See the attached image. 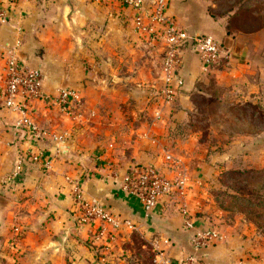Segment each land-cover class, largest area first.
<instances>
[{
    "label": "crops",
    "instance_id": "crops-1",
    "mask_svg": "<svg viewBox=\"0 0 264 264\" xmlns=\"http://www.w3.org/2000/svg\"><path fill=\"white\" fill-rule=\"evenodd\" d=\"M207 4L167 0V14L189 36L205 34L223 44L226 57L217 68L205 69L193 47L184 48L177 71L183 89L172 102L163 103L157 95L162 46L142 42L123 6L110 0H0V9L7 13V20L0 22V72L8 52L19 43L18 60L42 72L46 94L70 88L82 96L74 117L61 115L55 107L37 109L34 115L46 137L35 141L16 128V115L5 109L0 73V248L7 247L8 260L123 264L120 238L127 228L109 245L96 241L95 227L77 221L66 181L70 177L80 181L86 198L118 220L141 225L172 262L192 253L206 264H261L238 256L237 248L251 249L244 231L249 227L225 223L219 211L205 204L204 194L224 170L264 168V31L228 35L224 20L208 15ZM209 84L228 90L230 96L222 100L226 108L256 110L246 112L248 120L230 138L215 127H209L212 135L206 139L202 132L173 136L180 126L187 127L193 96L207 95ZM37 148L45 152L50 170L26 158L27 151ZM148 165L169 176L185 173L192 186L187 205L195 230L217 226L220 242L194 252L192 231L183 228L176 197L145 213L121 190L125 174ZM17 166L21 172L15 178ZM110 169L118 172L117 179ZM16 226L21 229L18 239L13 238Z\"/></svg>",
    "mask_w": 264,
    "mask_h": 264
},
{
    "label": "built area",
    "instance_id": "built-area-1",
    "mask_svg": "<svg viewBox=\"0 0 264 264\" xmlns=\"http://www.w3.org/2000/svg\"><path fill=\"white\" fill-rule=\"evenodd\" d=\"M123 6L131 13L134 31L148 46H162L161 78L162 86L158 97L163 103H170L183 89L184 83L177 71L181 64V52L186 47H193L205 69L213 68L226 57L223 44L205 34L189 36L179 28L172 17L167 14V0H110ZM7 20L6 11L0 9V22ZM9 51L5 66L1 70L3 81V104L5 109L16 115V128L23 129L35 141L46 137V132L37 122L35 112L55 107L63 116L74 117L82 104V96L76 89L59 88L46 94L43 85V74L39 69L23 65L17 58V48ZM56 143L60 137H53ZM45 152L39 148L26 152V158L34 164H41L45 171L50 170V161ZM166 160L171 161V157ZM134 168L123 177L121 190L135 198L145 213L172 196L176 197L178 211L185 230L192 231L190 243L195 251H201L220 242L222 236L214 228L195 230V219L187 205L188 180L185 173L169 176L154 166ZM21 166H17L14 177H18ZM118 172L110 169V176L117 179ZM71 187V198L78 215L77 221L82 225L95 227L94 239L109 245L116 239L122 228L134 229L130 221H120L102 204L84 196L78 179L66 177ZM13 238L21 234L19 227L13 228ZM15 241V240H14ZM164 244L168 241L164 240ZM155 261L157 264H205L194 254H186L177 262L163 260L164 256L158 247Z\"/></svg>",
    "mask_w": 264,
    "mask_h": 264
},
{
    "label": "rangeland",
    "instance_id": "rangeland-1",
    "mask_svg": "<svg viewBox=\"0 0 264 264\" xmlns=\"http://www.w3.org/2000/svg\"><path fill=\"white\" fill-rule=\"evenodd\" d=\"M207 12L208 8L213 7H221L220 14H227L228 10L234 9V12L242 15L245 12H249V16L254 19H263L264 23V0H207ZM219 3V4H218ZM247 5L248 8L244 9V5ZM239 9V10H238ZM209 15V14H208ZM230 15V14H229ZM240 18V16H239ZM226 22L230 19V17H221ZM235 26L242 27L243 19L240 18L235 20ZM233 24H230L232 26ZM233 28H231V32H233ZM264 31V26L256 30ZM235 32V31H234ZM253 32V33H256ZM244 33H237L235 35H243ZM251 34V33H250ZM81 42L86 43L87 39L85 36L82 37ZM145 44V43H144ZM146 45V44H145ZM147 47H150L146 45ZM144 48V47H143ZM146 50V48H144ZM37 52L40 48L36 49ZM152 61L156 64L159 63L157 57H152ZM216 84H209L208 90L205 92L208 96H216L220 100H227L229 92L226 88L218 89L215 86ZM215 86V89H214ZM218 89V90H217ZM230 96V95H229ZM212 107V106H209ZM225 111L233 112L235 117H227V119L223 121L224 136H231L233 133H237L238 128H241L240 125L242 122H246L248 119L241 115V113L246 114V112H253L256 110L255 107L251 108H225ZM214 112L212 109L209 110V113ZM211 122V121H210ZM207 123V122H206ZM213 123V122H211ZM203 133V132H202ZM205 137V135L203 134ZM208 137V136H207ZM206 139V137H205ZM229 170V169H228ZM225 171V170H224ZM162 172V171H161ZM249 182H246V176L243 180L239 178L238 175L230 173L229 175L224 176V179L219 180L220 174L217 176L215 180H212L208 183V192L211 190L213 204L211 207V211H219L223 218V221L232 226H242V224L246 227H249V230H244L249 234V246L246 248H237L238 256H240L244 261L246 256L252 257L253 259H257L261 264H264V206H261L255 197H259V199H264V170H249L247 171ZM164 173V172H162ZM255 194V197L251 198L248 196V192ZM238 191L241 197L246 198V202L242 201L238 195L235 194ZM254 202L253 206H249L247 203ZM215 203V204H214ZM242 208L246 213L242 212ZM254 213V214H252ZM206 216V215H205ZM134 229H127V232H123L120 238V247L123 251L122 259H124L123 264H157L155 261V255L157 254L156 245L157 243L148 235L145 230L142 229V226H138L137 224H133ZM214 229L217 226H213ZM257 229V230H256ZM252 230V231H250ZM259 233V234H258ZM246 234V236H247ZM191 246V243H190ZM1 247V245H0ZM159 247V245H158ZM192 247V246H191ZM245 247V246H243ZM193 249V248H192ZM194 252H200L195 251ZM7 247L0 248V264H15L6 258ZM192 254V253H190ZM198 260L203 261L202 259ZM163 260L171 261L168 258L163 257ZM206 264V263H205Z\"/></svg>",
    "mask_w": 264,
    "mask_h": 264
},
{
    "label": "trees",
    "instance_id": "trees-1",
    "mask_svg": "<svg viewBox=\"0 0 264 264\" xmlns=\"http://www.w3.org/2000/svg\"><path fill=\"white\" fill-rule=\"evenodd\" d=\"M243 5L245 7L244 9L248 8L247 5H245V4H243ZM220 8L221 7H219V5H218V7L211 6L208 8V14L214 20H224V19H221L222 16L223 17H230V19L227 22L224 20L226 32L228 35H235L236 32L237 33L250 34V33L256 32V30H258L259 28L264 26L263 19H260V18L254 19L253 17L248 18L249 12H245V14L239 15V14H237V12L233 11L234 9H230V10H228L227 14L222 15V14H220L221 13ZM239 16H240V18L243 19V22H242L243 26L242 27L235 26V24H236L235 20L240 19ZM230 24H233V25L230 26ZM231 28H233V30L235 32L234 31L231 32ZM222 61H223V59L218 64L213 66V68H217L222 63ZM214 89H215V86H214ZM192 101H193L194 110L191 113L190 120H189L187 127L186 126H180L178 129L174 130L173 136L176 135V136H180V137H187L190 132H192V133L203 132L202 134H204L207 138L208 135H212L211 132L209 131L210 130L209 127H212V128L215 127L222 132L221 135H223V136L226 135L224 133V128H223L222 123H223L224 119L225 120L227 119V117H235V116H231V114H233V112L230 113L229 111L224 110L226 108V104H224L222 102V100H220L216 96L211 97L208 95H202L200 93H196L193 96ZM209 106H212V107H209ZM210 109H212L214 111V112H211V114L209 113ZM241 115L244 117H247V114L241 113ZM210 121L213 123H211ZM188 130H189V132H187ZM23 132H25V131L23 130ZM231 136H225V137L230 138ZM25 137L26 136H24V138ZM143 168H146V167L145 166L137 167V169H143ZM249 170H257V169L240 168V169L225 170L220 174L219 180L224 179V176L229 175L230 173H232V174L234 173V174L238 175L241 180L244 179L241 176L245 177V175H247L245 177L247 179L248 174H249L247 171H249ZM262 170H264V168H262ZM249 179H247L246 182H249ZM191 188H192V186H188L187 196H189V194L191 192ZM235 192H236L235 194L238 195L237 197H239L242 201H244V202L247 201L246 198L239 196L241 194L238 191H235ZM251 192H252V190L248 192V196L251 198L255 197V194L251 193ZM256 199L261 206H264V199H259V197H255V200ZM204 202H205V204H213L214 201L212 198L211 190H209V192L207 191L204 194ZM247 204L249 206H253L254 202H250ZM242 212L246 213L243 208H242ZM252 214H254V213H252Z\"/></svg>",
    "mask_w": 264,
    "mask_h": 264
}]
</instances>
